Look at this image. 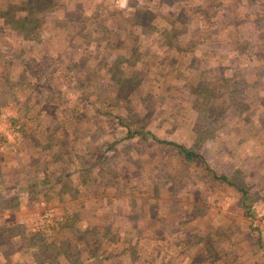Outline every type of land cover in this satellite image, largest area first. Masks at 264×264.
Masks as SVG:
<instances>
[{
  "label": "rangeland",
  "instance_id": "rangeland-1",
  "mask_svg": "<svg viewBox=\"0 0 264 264\" xmlns=\"http://www.w3.org/2000/svg\"><path fill=\"white\" fill-rule=\"evenodd\" d=\"M32 1L0 0V264H264V0Z\"/></svg>",
  "mask_w": 264,
  "mask_h": 264
},
{
  "label": "trees",
  "instance_id": "trees-1",
  "mask_svg": "<svg viewBox=\"0 0 264 264\" xmlns=\"http://www.w3.org/2000/svg\"><path fill=\"white\" fill-rule=\"evenodd\" d=\"M34 4H36V5H38V3L40 2V0H33L32 1ZM137 13V12H136ZM136 13H133L129 18H133L134 17V15H137ZM143 16H145L143 13H139L138 14V18L139 19H141ZM129 18H126V20H128ZM130 34V33H129ZM132 79V78H131ZM130 82V80L128 79V78H122V77H120V80L118 81V82H116V83H119V84H121V86H122V89H124L125 87H127L128 86V83ZM206 85L205 86H203V87H201V88H199V91L200 92H202L203 90H205L206 88ZM208 89H206V91H207ZM204 92V91H203ZM240 93V92H239ZM199 94V93H198ZM210 94H208L205 98L206 99H209L210 98V96H209ZM207 101V100H206ZM205 107H208L207 105H205ZM209 107H213L212 106V104L210 103V106ZM210 108V109H211ZM209 109V110H210ZM128 136L129 137H132L133 135H134V132H132V131H128ZM161 142H164V143H170V144H172L173 146H175L176 148H178L179 149V152L180 153H182L183 155H185L184 157H186V158H192L196 153H194L193 152V150H190L189 148H185L184 146H181V145H179V144H176V143H171V142H166V141H161ZM218 178H220V179H222V180H224L225 182H227V183H230L229 181H228V179L225 177V176H223V175H220V176H218ZM236 184H233V186H235ZM237 188V190L238 191H241V204L246 208V212H247V215H249V213H250V207L249 206H247L246 204H249L248 202H246V197H245V195H246V191L245 190H243L242 188H240V187H236ZM208 241V240H207ZM208 245H210V242L208 241ZM51 244V243H50ZM89 245H92L91 246V249H92V251H93V253H91V259H94V258H97V255L98 254H96L97 252H94L95 250H97L96 249V247H97V245H98V243L97 242H95V243H90ZM48 246V245H47ZM58 248V247H57ZM63 248H68V246L67 247H63ZM49 249H51V248H49V247H47V250H49ZM53 251H55V250H53V249H51L50 251H49V262H52L53 261V257H55V256H53V255H55V254H53ZM42 253H45V252H42ZM52 264H57V262H55V263H53L52 262Z\"/></svg>",
  "mask_w": 264,
  "mask_h": 264
}]
</instances>
